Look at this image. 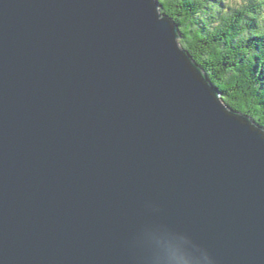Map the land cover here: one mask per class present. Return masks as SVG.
<instances>
[{"label": "water", "instance_id": "1", "mask_svg": "<svg viewBox=\"0 0 264 264\" xmlns=\"http://www.w3.org/2000/svg\"><path fill=\"white\" fill-rule=\"evenodd\" d=\"M158 0H0V264H264V128Z\"/></svg>", "mask_w": 264, "mask_h": 264}, {"label": "trees", "instance_id": "2", "mask_svg": "<svg viewBox=\"0 0 264 264\" xmlns=\"http://www.w3.org/2000/svg\"><path fill=\"white\" fill-rule=\"evenodd\" d=\"M229 108L264 128V0H158Z\"/></svg>", "mask_w": 264, "mask_h": 264}, {"label": "clouds", "instance_id": "3", "mask_svg": "<svg viewBox=\"0 0 264 264\" xmlns=\"http://www.w3.org/2000/svg\"><path fill=\"white\" fill-rule=\"evenodd\" d=\"M160 9V8H159ZM163 259V264H186L182 258L168 256ZM205 264H214V261L210 257H205Z\"/></svg>", "mask_w": 264, "mask_h": 264}, {"label": "rangeland", "instance_id": "4", "mask_svg": "<svg viewBox=\"0 0 264 264\" xmlns=\"http://www.w3.org/2000/svg\"><path fill=\"white\" fill-rule=\"evenodd\" d=\"M230 1L234 3L236 0H230Z\"/></svg>", "mask_w": 264, "mask_h": 264}]
</instances>
